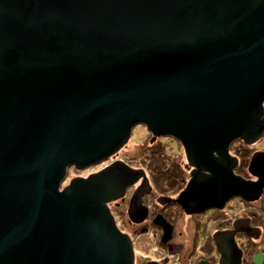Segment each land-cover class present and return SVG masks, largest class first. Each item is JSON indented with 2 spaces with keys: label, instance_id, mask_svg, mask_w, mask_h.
<instances>
[{
  "label": "water",
  "instance_id": "obj_1",
  "mask_svg": "<svg viewBox=\"0 0 264 264\" xmlns=\"http://www.w3.org/2000/svg\"><path fill=\"white\" fill-rule=\"evenodd\" d=\"M262 114L264 0H0V264H133L107 204L136 176L69 168L143 124L213 171Z\"/></svg>",
  "mask_w": 264,
  "mask_h": 264
},
{
  "label": "flooded vegetation",
  "instance_id": "obj_2",
  "mask_svg": "<svg viewBox=\"0 0 264 264\" xmlns=\"http://www.w3.org/2000/svg\"><path fill=\"white\" fill-rule=\"evenodd\" d=\"M146 128L152 146L142 160L124 161L125 144L100 170L118 165L136 176L107 204L131 241L133 264H264V129L215 151L210 171L181 140ZM163 138L180 144V157L156 146ZM209 182L205 194L200 185Z\"/></svg>",
  "mask_w": 264,
  "mask_h": 264
},
{
  "label": "rangeland",
  "instance_id": "obj_3",
  "mask_svg": "<svg viewBox=\"0 0 264 264\" xmlns=\"http://www.w3.org/2000/svg\"><path fill=\"white\" fill-rule=\"evenodd\" d=\"M150 137L151 135L145 125L138 124L137 126H135L130 139L128 140V142H126L127 146L123 150V156L125 157L124 161H130L133 163L139 161V159L142 160L141 152L150 150V147L152 146L149 141ZM156 146L159 148H163L168 156L173 157L175 154H177V157L181 156V154L179 153V151L181 150V146L174 140L163 138L156 143ZM103 167L104 165H102L101 163L91 165L84 169H77L74 166L70 167L67 173V177L61 187L64 188L65 186H67L74 178L88 177L91 173L99 172Z\"/></svg>",
  "mask_w": 264,
  "mask_h": 264
}]
</instances>
